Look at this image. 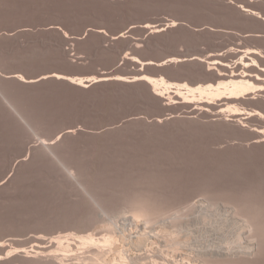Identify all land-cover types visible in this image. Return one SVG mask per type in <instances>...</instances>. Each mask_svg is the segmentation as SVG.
Instances as JSON below:
<instances>
[{"label": "rangeland", "instance_id": "1", "mask_svg": "<svg viewBox=\"0 0 264 264\" xmlns=\"http://www.w3.org/2000/svg\"><path fill=\"white\" fill-rule=\"evenodd\" d=\"M162 262L264 264V0H0V264Z\"/></svg>", "mask_w": 264, "mask_h": 264}, {"label": "water", "instance_id": "2", "mask_svg": "<svg viewBox=\"0 0 264 264\" xmlns=\"http://www.w3.org/2000/svg\"><path fill=\"white\" fill-rule=\"evenodd\" d=\"M134 26L130 27L129 29H127L124 33H120L116 36H113L112 39L113 40H117L120 37L124 36L125 34H127L129 32V30L131 28H133ZM157 27H162L160 25H157ZM164 62V61H161ZM161 62H154V61H144L143 63H141L142 66L145 65H160ZM113 74V75H112ZM145 75H143L142 73H132V74H128V75H121V74H115V73H108V72H104L98 76H94L93 80H99V81H123V82H128V83H133V82H137V81H145ZM87 83H90V80L86 81Z\"/></svg>", "mask_w": 264, "mask_h": 264}, {"label": "trees", "instance_id": "3", "mask_svg": "<svg viewBox=\"0 0 264 264\" xmlns=\"http://www.w3.org/2000/svg\"><path fill=\"white\" fill-rule=\"evenodd\" d=\"M119 40L121 41L122 39H119ZM125 64L126 63H124V65L122 67H120L118 70H116L115 72H117L118 74H121V75H128V74L135 73V72H132V71L128 70L127 68H125ZM115 72H112V73H115ZM100 74L101 73L97 71V72H95L94 76H98ZM113 81H115V80H113ZM103 84H122V83H116V82H110V81H97V82L88 84L87 88L92 89V88H95L96 86L103 85Z\"/></svg>", "mask_w": 264, "mask_h": 264}, {"label": "bare ground", "instance_id": "4", "mask_svg": "<svg viewBox=\"0 0 264 264\" xmlns=\"http://www.w3.org/2000/svg\"><path fill=\"white\" fill-rule=\"evenodd\" d=\"M130 237V236H129ZM129 237L124 233V236L123 237H121L122 238V241H123V243H127L128 242V240H129ZM132 237V236H131ZM132 239V238H131ZM135 240H137V242H136V247H138V248H142V247H144L145 246V244H146V237H143V236H136V238H135ZM147 240H148V238H147ZM108 248V247H107ZM159 252V251H158ZM218 255H220V254H218ZM165 261V260H164ZM163 263V262H162ZM164 264V263H163ZM168 264V263H167Z\"/></svg>", "mask_w": 264, "mask_h": 264}]
</instances>
